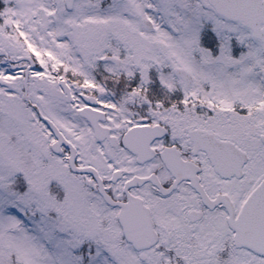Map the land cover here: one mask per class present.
<instances>
[{
  "label": "snow or ice",
  "instance_id": "snow-or-ice-1",
  "mask_svg": "<svg viewBox=\"0 0 264 264\" xmlns=\"http://www.w3.org/2000/svg\"><path fill=\"white\" fill-rule=\"evenodd\" d=\"M0 264H264V0H0Z\"/></svg>",
  "mask_w": 264,
  "mask_h": 264
}]
</instances>
